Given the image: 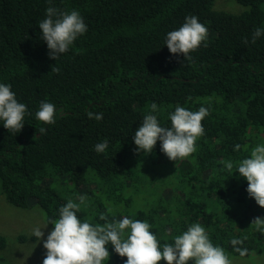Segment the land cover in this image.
Listing matches in <instances>:
<instances>
[{
  "label": "trees",
  "instance_id": "trees-1",
  "mask_svg": "<svg viewBox=\"0 0 264 264\" xmlns=\"http://www.w3.org/2000/svg\"><path fill=\"white\" fill-rule=\"evenodd\" d=\"M214 1L0 0V83L27 108L18 132L0 126L6 202L36 204L50 224L68 199L84 196L81 219L146 220L159 243L200 223L229 259L264 264V232L252 222L264 219V208L247 196V182L234 170L264 143V35L248 42L256 27L264 28V0H234L248 6L239 13L214 9ZM49 6L75 9L87 25L55 61L37 26ZM186 15L206 26L207 39L183 59L167 51L163 37ZM41 100L58 110L53 124L34 118ZM152 103L163 126L176 106L208 108L189 156L170 161L159 141L148 154L134 152L132 133ZM87 111L102 119H89ZM103 139L108 146L96 153L93 145ZM229 161L231 170L224 167ZM6 243L0 234V250ZM106 247L105 264H123ZM238 248L246 250L243 256Z\"/></svg>",
  "mask_w": 264,
  "mask_h": 264
},
{
  "label": "clouds",
  "instance_id": "clouds-1",
  "mask_svg": "<svg viewBox=\"0 0 264 264\" xmlns=\"http://www.w3.org/2000/svg\"><path fill=\"white\" fill-rule=\"evenodd\" d=\"M48 2L51 4V0ZM44 12V18L37 24L39 37L46 45L48 57L55 61L86 32L87 25L75 9L59 11L49 6ZM262 35L264 28L256 27L248 42H255ZM206 39V26L198 21L197 16L186 15L179 27L164 34L163 45L170 54L182 55L186 59ZM149 107L151 111L143 116L132 133L134 152L148 154L159 141L160 152L168 160L176 161L189 156L195 150V141L203 134L200 122L207 115L208 108L201 105L192 111L176 106L167 113L168 125L163 126L155 114L157 105L152 103ZM57 111L53 103L41 100L33 115L45 125L53 124ZM26 114V105L17 100L11 86L0 83V126L16 133L23 126ZM85 115L97 121L102 119L100 112L87 111ZM38 132L44 134V127H40ZM107 146V139H103L93 145V151L103 153ZM239 147L234 145V149ZM224 167L231 170L233 163L226 162ZM234 170L247 182V196L264 208V143L252 147L249 154L236 163ZM82 206H87L84 196L77 197L75 202L68 199L58 208L57 218L50 223L52 227L46 235L42 229L49 223L31 229L35 241L40 242L45 250L41 264H105L109 257L106 245L125 258L123 264H156L161 259L165 264H231L225 250L213 244L200 223H191L184 231L173 235L170 243H159L146 220L123 215L118 220L93 224L78 217L77 212ZM252 222L257 230L264 232V219L258 217ZM235 251L243 256L246 250L238 248Z\"/></svg>",
  "mask_w": 264,
  "mask_h": 264
},
{
  "label": "rangeland",
  "instance_id": "rangeland-1",
  "mask_svg": "<svg viewBox=\"0 0 264 264\" xmlns=\"http://www.w3.org/2000/svg\"><path fill=\"white\" fill-rule=\"evenodd\" d=\"M247 8L248 6L240 5L234 0L214 1V9L231 13H239ZM45 223L43 211L36 204L29 203L24 208L15 207L8 204L0 193V234L7 238L6 246L0 250V262L3 264H41L45 250L40 242L35 241L36 238L32 236L31 229ZM51 227L52 225L47 224L42 229L45 235ZM230 259L231 264H253L257 261L252 262L250 258L238 260V256H232Z\"/></svg>",
  "mask_w": 264,
  "mask_h": 264
}]
</instances>
